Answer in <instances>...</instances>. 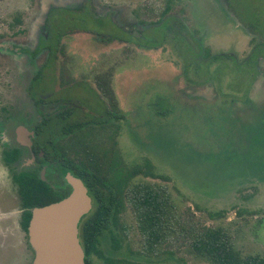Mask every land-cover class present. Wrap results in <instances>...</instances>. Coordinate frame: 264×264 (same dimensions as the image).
Masks as SVG:
<instances>
[{
  "label": "rangeland",
  "instance_id": "1",
  "mask_svg": "<svg viewBox=\"0 0 264 264\" xmlns=\"http://www.w3.org/2000/svg\"><path fill=\"white\" fill-rule=\"evenodd\" d=\"M59 1L0 0V264H31L34 260L28 234L21 227L22 209L11 172L1 160L5 147L16 141L15 134L19 140H27L40 119L27 95L34 73L27 59L14 50L36 45L48 4ZM97 3L119 9L117 19L127 22L132 34L117 35L113 26L102 28L109 22L92 13L55 11L49 19L51 38L44 44L54 49L56 32L67 33L55 67L57 89L66 86L64 89L74 90L72 94L80 98L69 103L76 104L78 110H73V121L109 119L106 103L110 104L120 117L110 121L114 132L102 130L106 125L97 129V123L83 132L98 130L91 140L95 139L102 152L118 143L129 169L150 161L157 176L140 175L133 183L162 185L181 215V225L163 245L161 254L146 256L141 254L143 241L137 218L125 203L120 222L127 236L121 229L117 231L122 246L121 254L114 256L123 259L122 264H211L191 250L195 234L208 228H222L243 257L264 256V58L243 99L249 76L245 79V65H239L253 52L254 42L261 41L246 24L264 17V4L259 0H181L173 4L170 14L181 19L187 30L176 33L172 17L170 25L175 26L169 33L168 22L153 24L163 19L167 0ZM252 5L255 11L248 14ZM140 28L144 32L137 37ZM77 30L80 33H72ZM118 36L131 43L112 40ZM176 36L183 45H192V59L199 50L198 42L208 57L233 53L239 63L235 59L214 64L204 60L203 77L211 80L193 85L184 77V61L175 49ZM44 62L45 56L36 67ZM239 67L243 74L237 72ZM189 78L194 80L193 73ZM81 82L82 88L70 86ZM85 83L89 85L84 87ZM90 85L105 99L95 91L89 97ZM158 108L166 117L157 115ZM53 113L56 111L46 109L47 115ZM26 163L23 158L13 168ZM102 248L110 253L108 234Z\"/></svg>",
  "mask_w": 264,
  "mask_h": 264
},
{
  "label": "trees",
  "instance_id": "2",
  "mask_svg": "<svg viewBox=\"0 0 264 264\" xmlns=\"http://www.w3.org/2000/svg\"><path fill=\"white\" fill-rule=\"evenodd\" d=\"M174 1L176 3L181 0H167L166 7L161 13L163 19L153 23L161 24L168 22L169 33L174 31L173 26L170 25L172 18H168L173 9ZM259 2L261 5L264 4V0H259ZM247 8L249 9V6ZM237 11L239 12L238 9ZM250 11H255L253 5L250 6L248 14L251 13ZM19 22L20 20L17 19V23ZM175 23L176 33H180L186 28L181 19L176 16ZM246 25L251 31L260 36L261 41L254 42L253 52L243 64L245 65V79L249 76V79L246 80V89L243 91L245 97H247L246 95L249 93L257 75L256 62H258L259 57L264 56V17L250 19ZM62 34L61 32L56 33V45L62 46ZM49 37L51 38L50 34ZM168 38L169 36L165 37L158 44L159 47L157 48H160ZM177 38L179 37H175V49L184 61V77L193 85L208 84L211 80L203 77L201 65L204 60L209 61L210 64H214L221 60L232 61L234 59L227 53L208 57V51L202 49L201 43L198 42H196V45L197 47L199 46V50L195 53V59H192L189 56L192 45H183L182 41L180 42ZM113 39H120V37H114ZM41 46L50 48L51 56L39 70L36 79L45 76V70L51 67L58 56L52 46L44 44V42H42ZM239 65L241 66V64ZM239 68V73L243 74L242 68ZM191 73H193L194 80L189 78V74ZM196 78H199V80ZM156 112L158 116L166 117L159 108ZM73 115V110L67 109L64 112H57L47 117L43 116L40 134H46V141L52 142L54 145L50 149V153L46 154L49 160L52 159L51 165H54L53 168L60 170L62 178H64L65 173H71L82 180L92 199L91 211L82 218L79 224V239L85 253V264H96L95 259L103 264L123 263V259H119L114 255L121 254V238L117 231L121 229L125 235L127 234L126 227L120 222L121 215L125 209V203L132 207L137 218L138 230L143 241L141 254H145L146 256L160 255L163 245L168 242L174 231L176 234L177 227L181 225V215L177 204L174 203L165 187L145 182L133 183L135 178L140 175L156 177L154 166L150 161L146 160L142 166L133 167L132 169L127 168L118 143L114 147L113 157L108 155V150L102 152L101 146L94 143L95 139L91 140V135H95L98 131L97 129H100L109 121L108 118H105L103 121H73ZM109 118L118 121L120 117L116 115ZM96 119L99 120L98 118ZM96 123L99 125L96 127L97 129L89 130L88 134L83 132L87 128L93 129L92 127ZM61 137L69 138L67 145L61 144ZM67 154H73V161L80 166L77 167L76 164L70 162L68 166H65L67 168H65L63 161ZM19 159L20 152L17 149H4L2 152V163L11 172V180L16 188L20 207L23 210L21 227L28 234L32 210L58 202L66 198L69 192L63 193L52 189L42 179L40 172L37 170L18 172L13 166H15ZM106 234L109 235L111 247L110 253L107 254L102 248L103 239ZM191 250L198 257L209 261L211 264H264V256L243 257L235 249L229 236L222 228H208L200 233H196L191 243Z\"/></svg>",
  "mask_w": 264,
  "mask_h": 264
},
{
  "label": "flooded vegetation",
  "instance_id": "3",
  "mask_svg": "<svg viewBox=\"0 0 264 264\" xmlns=\"http://www.w3.org/2000/svg\"><path fill=\"white\" fill-rule=\"evenodd\" d=\"M174 4H175V1H174ZM57 10H59V12H68L70 14L79 12V13H81V15L85 14L86 12H88V14L92 13V15L97 16L98 20H99V18L107 20L109 22L108 24H104L103 26H101V25L100 26L102 28H109V27L113 26L117 30V31H115L117 33V35H119L120 33H125V34L131 35L132 31H131V29L128 28L127 22L123 23L119 20V18L117 19V16L119 15L120 11H119V9H116V7H114V6H111L108 4L107 5L105 4L102 6L99 3H97V0H60L59 2H51L50 4H48L46 11L44 12L42 19H41V22L43 25V30L38 34L36 45L35 46H29V47L28 46L20 47V48H16L14 50L16 55H21L22 57L27 59V61L29 62L30 69L34 73L29 84H28V86H27V95L29 97V100L33 103L34 114L39 116L40 119L36 123L33 131H31L28 134L27 140H19L18 134L16 133L15 134L16 141L12 142V144L10 146L5 147V149H9V150L17 149L20 152V159L18 160V162H16V164L19 163L23 158H24V160L26 159V161L29 162V163L23 164L22 168H18L17 169L18 172H23V171H27V170H35V171L37 170L40 172L42 179L45 180L48 183V185H50L52 187V189L59 191V192H63V193L69 192V194H70L72 191V187L66 179L67 175L63 176L64 178H62L60 176V170L53 168L54 165H51L52 159L49 160L47 158V155L50 153V149L53 148L54 145L52 142L49 143L46 141V137H45L46 134L45 135L42 133L40 134V125L43 122L42 118H43V116L44 117L49 116L46 114V109H49L51 111H56V113L57 112H64L67 109L78 111L76 104L75 105L69 104L72 102H74V103L79 102L78 99H80V98L77 97L78 95L72 94V92H74V90H69L67 88L64 89V87H66V86L61 87L60 89H57V78L55 76V74H56L55 73V71H56L55 67L58 65L59 58L63 54L62 46L56 45V47H54V50H56V52L58 54L55 62L52 63L50 68H47L45 70V76L43 78L36 79V75L38 74L39 70L46 64L47 60L51 56V49L48 48L47 46L42 47L41 45H42V42L49 41V39H50L49 30H48L49 19H50L51 15ZM172 17L175 18V15L169 14L168 18H172ZM98 20H97V23H98ZM236 21L239 25H241L240 20L236 19ZM173 23H175V21H173ZM100 24H103V21H101ZM157 25H159V24H157ZM152 26H154V25H152ZM173 26H175V24ZM242 28L249 31V29H247L245 25H243ZM137 32L139 34H138V36L137 35L136 36L140 37L143 35L144 31L142 30V28H140ZM72 33H80V32H79V30H77L76 32H72ZM85 33L88 34L90 32H85ZM65 35H67V33H63L62 37H64ZM111 36H115V35H110V37ZM118 37H120V36H118ZM112 38H114V37H112ZM61 40H62V38H61ZM114 41H118V42L123 43V44H130L131 43L130 39H123L121 37H120V39H114ZM229 55L232 56L238 62L235 54L232 53ZM44 56H45V62L43 63V65H41V67L37 68L36 67L37 62L39 61V59L43 58ZM263 58H264V56L259 57L258 62H256V65H255L256 70H257L256 77L258 76V73H259V70H258L259 62ZM244 62H242V63L238 62V63L242 65V64H244ZM239 71L240 70H237V72H239ZM83 83L84 82L75 83V84H71L70 86L77 85L78 87L82 88ZM87 85H89V84L85 83L84 87ZM90 89H91L90 91H88V89H87V95H88V92L91 94V96L89 95V97H92L93 96L92 93H94V91H95L97 93V95L104 98L103 97L104 94L101 91H99L98 88L95 90L91 86ZM76 92L77 91H75V93ZM246 96H248V94ZM86 97L88 98V96H86ZM243 98H244V95H242L241 99H243ZM106 107L108 109V111L106 112L108 117H115L117 115L110 108L109 103H106ZM55 109H57V110H55ZM53 114H55V113H53ZM73 117H74V115H73ZM108 120L109 121L103 125V126H105V125L106 126L105 127L102 126L103 128H105L103 130L108 131V129H109L111 131V133H113L115 128H113L112 125H109L110 121H112V119L109 118ZM48 138H50V137H48ZM61 138H62L61 144L67 145L69 138L68 137H61ZM108 155L110 157L114 156V144H112L109 147ZM73 156H74L73 154H67L66 155V158L63 161L65 163L64 167L68 166L70 162L72 164H76L73 161V158H74ZM76 162H78V161H76ZM50 165H51V167H50ZM76 165H77V167L80 166L79 164H76ZM65 168H67V167H65ZM65 174H71V173H65ZM71 175L74 176L73 174H71ZM22 213H23V210H22Z\"/></svg>",
  "mask_w": 264,
  "mask_h": 264
},
{
  "label": "water",
  "instance_id": "4",
  "mask_svg": "<svg viewBox=\"0 0 264 264\" xmlns=\"http://www.w3.org/2000/svg\"><path fill=\"white\" fill-rule=\"evenodd\" d=\"M72 187L64 199L32 210L28 226L32 264H85L79 239V224L92 209V199L83 181L65 174Z\"/></svg>",
  "mask_w": 264,
  "mask_h": 264
}]
</instances>
